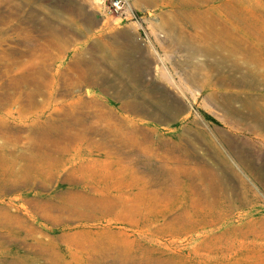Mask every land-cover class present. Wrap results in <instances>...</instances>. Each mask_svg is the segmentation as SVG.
<instances>
[{
  "label": "rangeland",
  "instance_id": "374dc122",
  "mask_svg": "<svg viewBox=\"0 0 264 264\" xmlns=\"http://www.w3.org/2000/svg\"><path fill=\"white\" fill-rule=\"evenodd\" d=\"M0 264H264V0H0Z\"/></svg>",
  "mask_w": 264,
  "mask_h": 264
},
{
  "label": "crops",
  "instance_id": "0c3cea01",
  "mask_svg": "<svg viewBox=\"0 0 264 264\" xmlns=\"http://www.w3.org/2000/svg\"><path fill=\"white\" fill-rule=\"evenodd\" d=\"M166 32H167V33H166L167 36H173V37H174L175 35H178V32H180V31H179V30H170V29L167 30V29H166ZM181 32H185V30H183V31H181ZM186 32H189V31H186ZM163 40L166 41L167 43L170 41L169 39H163ZM179 41H180V42H185V43L187 44V46H185V47L189 48L190 44H188V43L186 42V40H184V39H178L177 41H175V39H172V42H174V43H175V42H179ZM203 46H204V50H203V53H204V54H203V55L206 56V51H207V50H206V44H204ZM193 53H195V52H193ZM189 56H190V55H188V56H184V58H185V59H187V58L190 59ZM184 58H183V59H184Z\"/></svg>",
  "mask_w": 264,
  "mask_h": 264
},
{
  "label": "bare ground",
  "instance_id": "6f19581e",
  "mask_svg": "<svg viewBox=\"0 0 264 264\" xmlns=\"http://www.w3.org/2000/svg\"><path fill=\"white\" fill-rule=\"evenodd\" d=\"M63 126H65V125H63ZM62 127V126H61ZM46 128V127H45ZM41 129V128H40ZM42 130H43V127H42ZM45 130V129H44ZM41 131V130H40ZM47 132V131H46ZM42 133V132H41ZM50 133V132H49ZM41 136V135H40ZM39 139V138H38ZM58 211V210H57Z\"/></svg>",
  "mask_w": 264,
  "mask_h": 264
},
{
  "label": "trees",
  "instance_id": "16d2710c",
  "mask_svg": "<svg viewBox=\"0 0 264 264\" xmlns=\"http://www.w3.org/2000/svg\"><path fill=\"white\" fill-rule=\"evenodd\" d=\"M204 115H206L207 117H210L211 118V116H208V114H204ZM211 119H213V118H211Z\"/></svg>",
  "mask_w": 264,
  "mask_h": 264
}]
</instances>
